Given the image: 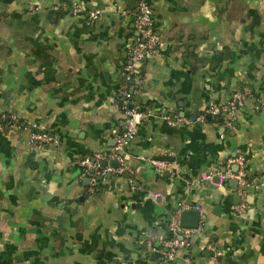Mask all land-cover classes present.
Instances as JSON below:
<instances>
[{"label":"crops","instance_id":"obj_1","mask_svg":"<svg viewBox=\"0 0 264 264\" xmlns=\"http://www.w3.org/2000/svg\"><path fill=\"white\" fill-rule=\"evenodd\" d=\"M150 1L160 47L128 82L138 0H0V112L20 126L0 130V264H264V0ZM128 84L151 113L126 148L133 175L91 193L81 163L118 165L99 155L123 132ZM245 88L232 128L198 120ZM34 133L54 144L30 145ZM238 153L247 184L220 182ZM158 156L173 159L162 172ZM182 203L204 214L191 248L167 261Z\"/></svg>","mask_w":264,"mask_h":264},{"label":"built area","instance_id":"obj_2","mask_svg":"<svg viewBox=\"0 0 264 264\" xmlns=\"http://www.w3.org/2000/svg\"><path fill=\"white\" fill-rule=\"evenodd\" d=\"M72 12L75 15H87L92 21L98 20L104 14V11L98 8L85 11L77 7ZM134 27L138 33V41L130 55V64L126 67L128 82L132 81L135 64L142 62L148 55L157 52L160 47V37L156 29L155 15L150 0H138V5L134 12ZM134 91V86L128 84L118 92L117 99L120 101L121 108L127 118L126 123L123 132L115 138V146L112 148L109 155L107 157H101V155H99V159L102 160H116L118 166L116 168L103 167L99 161L91 162L89 159L81 163L83 175L90 179L89 188L91 193H94L101 181H104L109 175L121 176L125 173L133 175V171L128 166L129 156L126 153V148L128 143L136 137L138 128L142 122L151 116L149 110H140L133 104L132 98ZM249 96H251V90L249 88L236 91L227 102L223 104H214L209 107L198 120L201 122L205 121L206 115L220 117L222 123L226 127L232 128L237 116L244 109L246 99ZM132 104L134 107L130 108ZM164 119L170 125H177L179 123L190 124V121L186 118L175 117L173 119L172 117L164 116ZM6 122H8L10 130L20 129L19 121L15 115L9 116L0 112V130L4 129L7 125ZM51 143L54 144V141L48 134L34 133L29 144L35 146ZM151 162L158 172H162L168 166V162L158 160H151ZM246 164V156L242 153H238L235 157L227 160L226 170L224 172H219L216 176L219 178L220 182L236 180L239 185L245 186L247 184L245 179ZM234 166L238 167V171L232 170ZM203 178L212 181L214 175H204ZM130 182L133 184L132 180H130ZM245 208V205L239 206L237 207V211L239 213H244ZM187 209H194L199 211L201 215L204 214V210L197 205L190 206L186 203H182L179 206V212L174 216L170 224L172 238L166 240L164 243L167 261H175L180 251L190 249L192 246L191 238L198 231V229H186L182 227L181 214ZM147 247L148 250H154L152 243H148Z\"/></svg>","mask_w":264,"mask_h":264},{"label":"water","instance_id":"obj_3","mask_svg":"<svg viewBox=\"0 0 264 264\" xmlns=\"http://www.w3.org/2000/svg\"><path fill=\"white\" fill-rule=\"evenodd\" d=\"M134 105H130V108H133ZM156 160L163 161V162H169L172 161L169 156H158L156 157ZM103 167H106L105 163L102 164ZM118 165H115L114 168H116ZM235 171L238 170V167L234 168ZM234 184H236V181H232ZM201 222V214L197 210H184L181 214V224L182 227L186 229H198Z\"/></svg>","mask_w":264,"mask_h":264},{"label":"trees","instance_id":"obj_4","mask_svg":"<svg viewBox=\"0 0 264 264\" xmlns=\"http://www.w3.org/2000/svg\"><path fill=\"white\" fill-rule=\"evenodd\" d=\"M60 10V9H59Z\"/></svg>","mask_w":264,"mask_h":264}]
</instances>
